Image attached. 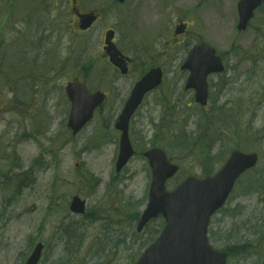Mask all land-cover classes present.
Wrapping results in <instances>:
<instances>
[{
	"label": "rangeland",
	"instance_id": "1",
	"mask_svg": "<svg viewBox=\"0 0 264 264\" xmlns=\"http://www.w3.org/2000/svg\"><path fill=\"white\" fill-rule=\"evenodd\" d=\"M71 1L0 0V264H24L39 242L45 245L40 264H135L163 225L160 217L142 232L136 228L151 182L143 152L154 146L181 167L169 189L190 174L216 172L234 149L261 155L212 219L210 234L215 247L230 252L229 264H264V6L238 32L239 0L203 7L196 0L170 6L80 0L84 11L100 17L83 32ZM185 11L194 25L171 37L175 14ZM109 28L138 63L131 75L108 70ZM157 29L162 35L147 46ZM200 40L217 47L227 67L209 79L207 107L195 103L179 68ZM154 65L164 69V82L133 117L136 153L117 173L116 118ZM77 77L109 95L97 117L73 135L66 85ZM74 195L87 201L84 215L70 210Z\"/></svg>",
	"mask_w": 264,
	"mask_h": 264
},
{
	"label": "water",
	"instance_id": "2",
	"mask_svg": "<svg viewBox=\"0 0 264 264\" xmlns=\"http://www.w3.org/2000/svg\"><path fill=\"white\" fill-rule=\"evenodd\" d=\"M262 0H242L239 4V28H246L253 10ZM94 16H87L83 26L88 27ZM113 31L107 34L110 43ZM111 54L113 62L122 65L114 45ZM184 67L190 68L192 74L187 87L197 90L196 99L203 104L207 101V76L224 69L222 60L216 50L208 45L196 47L190 54ZM162 81V71L154 69L144 76L135 86L121 114L117 127L122 129L120 156L117 170H120L132 156L134 150L128 135L130 119L142 102L144 95ZM68 92L73 100L69 125L74 132L81 129L93 116L94 109L102 102L103 94H89L83 84H70ZM153 167L154 176L150 191V201L139 222L138 229L153 217L163 214L166 226L159 238L144 252L136 264H224L223 256L215 252L207 239L210 217L226 200L236 178L247 168L255 165L257 154L232 153L223 168L214 176L204 180L189 177L175 191L166 190V181L175 174L178 166L171 164L164 150L154 148L145 153ZM72 209L84 210V203L75 198ZM43 244H39L26 264H39Z\"/></svg>",
	"mask_w": 264,
	"mask_h": 264
},
{
	"label": "flooded vegetation",
	"instance_id": "3",
	"mask_svg": "<svg viewBox=\"0 0 264 264\" xmlns=\"http://www.w3.org/2000/svg\"><path fill=\"white\" fill-rule=\"evenodd\" d=\"M78 4H79V0H78ZM80 9H81V7H80ZM125 55L128 57V62H127V65H128V74L127 75H131V74L134 73V70H135L134 64H137L138 65V63L135 61L134 57H132L131 55H129V54H125ZM155 66L156 65H154L152 67H155ZM113 68L115 69V71H118V69L115 68L114 66H113ZM184 72H186V71H184ZM187 75H188V73H187ZM188 76H187L186 80L188 79Z\"/></svg>",
	"mask_w": 264,
	"mask_h": 264
}]
</instances>
